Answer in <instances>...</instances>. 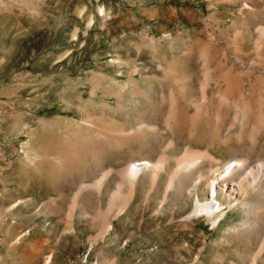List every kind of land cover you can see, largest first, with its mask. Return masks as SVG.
<instances>
[{
    "label": "rangeland",
    "instance_id": "rangeland-1",
    "mask_svg": "<svg viewBox=\"0 0 264 264\" xmlns=\"http://www.w3.org/2000/svg\"><path fill=\"white\" fill-rule=\"evenodd\" d=\"M259 26L264 0H0V264H264L261 188L184 218L199 174L264 159V128L229 116L263 94ZM189 150L212 159L164 199ZM134 160L167 165L131 187Z\"/></svg>",
    "mask_w": 264,
    "mask_h": 264
},
{
    "label": "bare ground",
    "instance_id": "bare-ground-1",
    "mask_svg": "<svg viewBox=\"0 0 264 264\" xmlns=\"http://www.w3.org/2000/svg\"><path fill=\"white\" fill-rule=\"evenodd\" d=\"M258 28H259L258 29L259 35L257 37L258 38L257 39L258 43H257V40H256V43L261 45V44L264 43V27L263 26H261V27L259 26ZM256 33L258 34L257 31H256ZM257 49H258L257 51L259 52V48H257ZM262 53H263V51H262ZM258 56H259V53H258ZM259 57H262V56H259ZM258 61H256V62H258ZM262 62H260V63H262ZM255 68H256V66H255ZM259 74H262V73H259ZM236 76L230 78V83H228L229 87H239L240 86V85L238 86L239 83H238V78ZM262 76H263V74H262ZM261 77H259V79H263L264 78V77H262V78ZM226 78H229V77L226 76ZM256 78L258 79V77H256ZM224 81H225V79H224ZM260 81H261L260 83H263V85L260 84L263 87V89H262V93L263 94H260L261 90H260V92L256 91V92H259V94H255L254 93L255 97H253V99L249 95H244L242 98H239V97H241V95L240 96L238 95L239 97H237L236 96L237 93H236V95L234 94L236 90H234L233 95L230 94V97H231L232 101L234 100V103L231 102V104H232L231 105V110L229 111V116L231 117V121L233 120L235 122V121L238 120L241 123H247L250 126V128L252 127V130H254V129L256 130V129H259V128H264V82L262 80H260ZM254 82H255V80H254ZM226 83H227V81H226ZM255 84L254 85L251 84L252 87H254ZM257 84L259 85V82ZM204 94L205 93L202 92V94H201V103L199 102L198 106H197L200 109L201 108H205V105H204L205 95ZM218 95H219L220 101H222V100L224 101V99H226V97L229 99V95L225 91H221ZM195 98H197V97H195ZM238 101L240 103H237ZM220 103H219V105H220ZM217 107H218V105H217ZM217 111L220 112L221 111L220 108ZM224 111H225V109H224ZM208 114H210V113H208ZM234 122H233V124H234ZM235 156L233 158L226 159L225 162H223V164H221V165H215L214 167H210L209 166L210 168L208 169L207 174H205V175L199 174L198 179H199V181H201V180L202 181H201V183L200 182H198V183H199L200 186L203 185L204 187H207L206 190H207L208 194L207 195L205 194V198L203 197L204 198L203 200H200L198 198L199 196H197L192 210L190 211L189 214L185 215L184 218L185 217L188 218V215H192V214H194V215L205 214V215L210 217L209 219L212 218L214 222H218V220L221 219V218H218L217 214H218V216H220V215H223V212L220 213V214L217 213V212L222 211V204H223L222 199L224 197L228 198V200H230L227 203L229 205L231 203L230 206H232V205H235L236 201H238L237 199L240 198V194H241L240 192H242V188L243 187L253 188L255 190L261 188L262 191L264 192V187H263L264 186V181L262 182V180H264V159L258 160L259 158H257V161L254 163L253 160H249L248 159L249 157L247 159H245V158H239V157L236 158ZM211 159H212L211 155L208 152H206V151H198V150H189L186 154H184L183 156L179 157L178 160H177V167H175L174 170L172 169V171H174V172H172V174L170 175L169 180H167L168 181L167 185H165V188H164L165 192H164V197L163 198L165 199V194L167 193V189H168V194H169V190L171 188L174 189V188H179L180 187V184H181L180 181L183 180L182 176L184 178H186V179H188V178L190 179V177L192 176L193 173L197 174L198 172H200L199 170L201 169L202 165H204V163H202L204 160H207V162L209 163L211 161ZM159 160H160V158H159ZM162 162H163L162 160L161 161L157 160L154 163H151L150 161H142V160L141 161L140 160L129 161V163L126 165V167H124L122 170H120V174L130 184V186L132 187V185L138 180L137 178H138L139 174H141L142 172L145 173L146 172L145 169L147 167H148V169L151 168L153 170L152 171L153 174H155L157 176L159 174V172L161 171L162 167H163ZM164 165H167V164L164 163ZM167 167L168 166L165 167L166 170H167ZM149 171H151V170H149ZM143 173H142V175H143ZM104 176H105V174H104ZM144 176H145V174H144ZM179 177H181V179ZM101 179L102 178H100V181H101ZM103 181H104V179H103ZM103 181H102V183H103ZM94 182H96V181H94ZM152 183H154V181H152ZM92 184H94V183H92ZM97 184H96V186H97ZM98 187H100V185ZM154 189H156V188H154ZM223 191L227 192L225 196H223L224 195ZM129 192H128V194H129ZM130 193H132V192H130ZM112 194L115 196V195L119 194V192L116 191L115 193L113 192ZM128 194H127L126 197H129ZM129 195H132V194H129ZM118 196H116V197L112 196V198L115 199V198H118ZM121 197H125V196H121ZM126 199H128V198L123 199V202H121L120 206L118 207V212L123 210L124 206L126 205V201H127ZM112 203L110 201V204H112ZM217 218H218V220H216ZM104 226H103L104 228H102V230L104 229L103 232H107L110 229V227H111L110 223H107ZM263 247H264V245H263ZM47 260H49V259H47ZM47 260H45V263H46Z\"/></svg>",
    "mask_w": 264,
    "mask_h": 264
}]
</instances>
